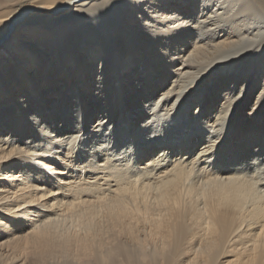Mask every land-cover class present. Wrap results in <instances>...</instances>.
I'll return each instance as SVG.
<instances>
[{
	"label": "bare ground",
	"instance_id": "obj_1",
	"mask_svg": "<svg viewBox=\"0 0 264 264\" xmlns=\"http://www.w3.org/2000/svg\"><path fill=\"white\" fill-rule=\"evenodd\" d=\"M262 28L264 0H0V264H264L256 131L246 167L221 171L231 152L212 172L214 143L144 142L133 160L113 124L174 108L182 80L244 41L256 52L264 35L245 37ZM240 66L208 91L242 99L229 130L209 117L224 147L240 113L264 110V78L250 104L260 71ZM83 134L91 151L74 146Z\"/></svg>",
	"mask_w": 264,
	"mask_h": 264
},
{
	"label": "rangeland",
	"instance_id": "obj_2",
	"mask_svg": "<svg viewBox=\"0 0 264 264\" xmlns=\"http://www.w3.org/2000/svg\"><path fill=\"white\" fill-rule=\"evenodd\" d=\"M262 35H264V28L261 29V32L258 33L257 37L247 36L245 37V39L248 40L253 38L254 41H260L262 40V38H260ZM250 42L251 41H244L240 45H235L234 47L231 48V51H229L230 53L227 54L224 53L223 55L215 58V60L204 65L202 68L199 69V72L197 74V79L195 82L193 81V77L196 75V73L192 78L190 79L187 78L186 80H182L180 85L175 88L178 90L180 97L179 100L176 102L174 108L164 111L159 109L160 111L157 112H155L157 109L156 110L153 109L152 112H149L148 114L147 113L144 114L146 116L151 115L152 117L151 116L147 117L146 118L147 120L142 118L143 121L141 120L131 125L126 123L120 126V124L123 123V121L117 124L118 119L115 118L113 121V124H115L114 130L116 131L117 129L118 132L119 130H121V134L125 140V146L123 149H127L128 154L127 153L125 154L127 156L128 155L130 156V157L128 156V158L135 160L136 157L142 152L141 151V149L143 148L142 143L144 142L148 143L149 145L150 142L155 141L159 145L165 144L177 148L176 151H178V148L181 149L185 145L190 144L188 142L204 141V142H210V144L214 143L212 144L214 146L212 150L213 158L208 161L209 162L208 164H210L209 169L212 172L213 170L215 171L218 169L216 163H218V165L221 166L222 161H226L225 154L230 153L231 155V152L233 153L232 159H228L230 160L229 163L226 161L227 163L223 165V167L227 166L228 168L222 170L223 168L222 167L220 169L221 171H227V170H231L232 168L235 169L240 165H244V166L246 165L244 158L242 159L240 157L241 154L240 145L242 143H246L247 140H251L255 135V133H251V131H256L257 138L254 141V143H251L250 146L246 149L249 150L248 153H250V156L245 160H248V162L251 163V159L253 158V156L255 155L256 157V155L259 153L258 155H260V157L263 159L262 161H264V150L260 149L257 145L258 140L264 139V124H263L264 110H258L257 114L254 115L240 113L237 117V120H243L244 124L238 127L240 131L238 135L235 136L236 141H232L236 143L235 144L232 143L233 145L224 147L223 145L227 141L225 140V138H223L224 132L230 129L231 127L230 116L234 115V113L237 110V106L242 99L238 97V93L235 91L236 88L234 87L235 84L227 85V88H229V92H223V94L227 93V99H223L222 97H219L216 98V100L215 99L213 100L211 99V96H209L208 93V91H211V89L213 90L214 88L217 89L222 88L224 90L225 86L220 85L218 82L220 81L221 78H223L224 73L226 72L232 73L230 69L231 65L240 64L241 70H239V73L237 75L241 77L246 76V80L249 79L252 71H256V72L260 71L258 80L255 82L256 83L255 86L251 89L250 98L248 99V102L250 104L255 102L257 97L256 95L262 86V82L264 78V45L261 46L260 49H258L256 52L250 51L249 49ZM165 82H166L165 84L168 85V80H166ZM250 84H253L251 79H250ZM151 92L153 93V91ZM155 97H156V93L150 95V99H152V102ZM122 101L125 102L124 100ZM223 101H226V103L225 102L223 103ZM148 103L149 102H147L145 105H148ZM140 107H143V105H140ZM117 110L118 111L116 112L115 116L118 115L119 117H122L121 115H128V112L125 111V108L123 106H121V109H117ZM141 110L143 111V109ZM123 112L125 114H122ZM140 115H143V113H141ZM211 116L212 118L216 116L218 122L219 121L222 122L220 123L222 126L219 124L218 127L223 128L224 132H222L223 136L218 140L214 135L216 131L215 129L218 127L216 126L214 127L212 126V124H210L212 123V118H209ZM149 118L153 120V123L152 120H150ZM142 124L144 125L146 124V125L143 126L142 128L139 127ZM223 124L225 125V128L223 127ZM122 127H127L128 130L127 133L122 132ZM106 130L107 129L105 127L103 132H105ZM211 130H214V132ZM88 136L89 135L87 134H83L79 138H77L78 140L77 139L75 140L74 146L76 145L75 146L76 149L77 148L80 149L82 147L81 150L82 149H86L85 151H89V149L90 151L92 150L93 148L92 146L93 144L95 145V143L94 141H91V139ZM42 143L45 145V146L43 145L44 148L46 147L48 148L45 142ZM251 149L252 151H250ZM239 161H243V164H238ZM259 161L260 162L255 161L252 164L253 165L252 169H256V170L260 169L259 165L262 164L263 162L261 160ZM260 167L264 168V166L263 167L260 166ZM16 174L18 175L19 172L17 171ZM225 175L227 174L222 173V177H224Z\"/></svg>",
	"mask_w": 264,
	"mask_h": 264
}]
</instances>
